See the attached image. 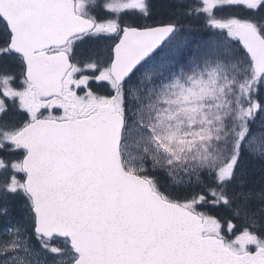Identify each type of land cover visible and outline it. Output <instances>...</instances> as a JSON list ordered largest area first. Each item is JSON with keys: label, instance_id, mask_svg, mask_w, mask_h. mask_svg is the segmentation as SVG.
Listing matches in <instances>:
<instances>
[{"label": "snow or ice", "instance_id": "6c2138e0", "mask_svg": "<svg viewBox=\"0 0 264 264\" xmlns=\"http://www.w3.org/2000/svg\"><path fill=\"white\" fill-rule=\"evenodd\" d=\"M0 264H264V0H0Z\"/></svg>", "mask_w": 264, "mask_h": 264}]
</instances>
